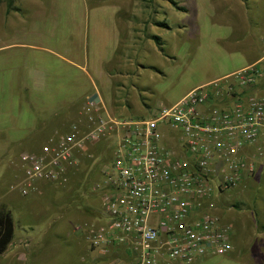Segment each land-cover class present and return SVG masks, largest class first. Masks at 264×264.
I'll list each match as a JSON object with an SVG mask.
<instances>
[{"label": "rangeland", "instance_id": "374dc122", "mask_svg": "<svg viewBox=\"0 0 264 264\" xmlns=\"http://www.w3.org/2000/svg\"><path fill=\"white\" fill-rule=\"evenodd\" d=\"M263 13L264 0L0 3V209L15 223L0 264H108L76 230L101 209L98 173L89 175L84 154L101 161L107 148L79 152L65 182L37 181L25 196L11 188L22 180L20 155L67 132L91 96L110 115L142 119L251 64ZM258 164L244 187L217 196L232 250L195 264H247L240 251L264 225V157Z\"/></svg>", "mask_w": 264, "mask_h": 264}, {"label": "built area", "instance_id": "2783aa9c", "mask_svg": "<svg viewBox=\"0 0 264 264\" xmlns=\"http://www.w3.org/2000/svg\"><path fill=\"white\" fill-rule=\"evenodd\" d=\"M263 85L264 56L147 118H117L91 96L67 132L20 155L22 180L11 188L25 196L37 181L65 182L76 154L107 140L100 215L76 227L91 249L108 264H195L226 255L230 225L216 200L244 187L263 155Z\"/></svg>", "mask_w": 264, "mask_h": 264}, {"label": "trees", "instance_id": "16d2710c", "mask_svg": "<svg viewBox=\"0 0 264 264\" xmlns=\"http://www.w3.org/2000/svg\"><path fill=\"white\" fill-rule=\"evenodd\" d=\"M17 0H0V3H5L7 9H11L13 4L16 2ZM156 40V44L159 46L160 41L159 38H155ZM111 142L105 140V141H101L97 144H95L93 147H89V150H92L93 148L95 150L97 149H101V148H107L106 151V157H104V160L98 161L100 158L99 153H93L91 154L90 152H86L84 154V159L87 160L89 163V167L91 168V172L89 175L92 176V173H95L97 171L98 173V180L101 182V168L103 164L108 163L110 160V152H111ZM87 156V157H85ZM98 161V164L94 165V162ZM100 174V175H99ZM103 190H99L100 193V197H101V193ZM100 215V210L99 212H95L94 216L95 217H99ZM260 229L262 231H264V225H262L260 227ZM14 233H15V223H14V218L12 213L7 210V209H0V255H2L3 253H5L9 247V245L12 243L13 239H14Z\"/></svg>", "mask_w": 264, "mask_h": 264}, {"label": "crops", "instance_id": "0c3cea01", "mask_svg": "<svg viewBox=\"0 0 264 264\" xmlns=\"http://www.w3.org/2000/svg\"><path fill=\"white\" fill-rule=\"evenodd\" d=\"M258 5H260L261 3H257ZM259 34L257 35H254V36H257V43H258V47H254L253 50H257L259 49V52L257 54V56H255L254 60L251 61V64H255L257 62H259L263 56H264V42L261 40L263 37H264V13L261 15L259 21ZM254 38V37H253ZM251 50V48H249ZM251 64H248L247 66L251 65ZM246 67V66H244ZM243 67V68H244ZM242 69V68H241ZM234 73V72H232ZM231 74V73H230ZM229 75V74H227ZM226 77V75L224 76ZM205 85V84H204ZM264 87V85H263ZM261 95V94H260ZM96 97L98 99H100L99 96L96 95ZM101 100V99H100ZM85 103V102H84ZM83 103V105H84ZM82 108V107H81ZM79 112V111H78ZM77 112V113H78ZM75 113L73 115V118L71 120V122L76 119L75 122L79 121L80 117L79 115ZM70 126V125H69ZM66 132V131H65ZM65 132H61L59 134H63ZM48 137L46 136L45 139L49 138V137H54L56 135H58V132H50L49 134H47ZM44 139V140H45ZM261 139H263L264 141V134L261 135ZM37 144L34 143L32 148H35ZM39 145V144H38ZM263 157H264V152H263V155L262 157L259 159V163L258 164L260 167L262 166V161H263ZM27 239V238H26ZM26 241V240H25ZM24 241V242H25ZM12 244V243H11ZM11 244L9 245V247L11 246ZM8 247V248H9ZM240 254L242 256V261L247 263V264H264V231H257L254 235V238H252V240H249L243 247H242V250L240 251ZM205 259V258H204Z\"/></svg>", "mask_w": 264, "mask_h": 264}]
</instances>
